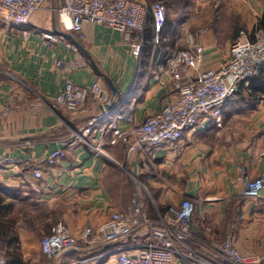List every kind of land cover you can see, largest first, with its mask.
<instances>
[{
  "label": "crops",
  "instance_id": "obj_1",
  "mask_svg": "<svg viewBox=\"0 0 264 264\" xmlns=\"http://www.w3.org/2000/svg\"><path fill=\"white\" fill-rule=\"evenodd\" d=\"M200 1L209 2H196ZM232 3L248 31L264 13L263 0H232ZM59 7L60 0L44 1L30 18L27 40L14 27L0 23V155L23 161L11 171H0V195L3 203L16 207L29 205L50 212L56 210L59 221L79 237L84 227L95 228L106 222L111 213L119 211L110 203L104 177L106 164L123 163L124 152L120 146H103L104 156H97L78 147L65 160L47 168L44 160L54 150L55 141L65 133V126L76 127L99 115L101 110L88 103L71 120L48 105L38 106L37 102L49 104L67 83L90 87L100 81L107 92L106 106L110 111L120 113L132 107L135 121L140 122L174 98L168 97L157 78L171 87V67L166 59L188 48L189 33L181 30V35L176 27L164 40L161 56L157 50L149 58L144 53L139 62L132 57L121 34L84 24L82 40L67 34L79 43L86 58L77 48L74 52L63 42L51 44L38 36L39 31L60 33L56 20ZM210 37L205 35L199 40L204 49L202 70L216 69L228 58L229 49L226 54L220 53L215 38ZM57 62L63 66L57 68ZM92 64L110 79L120 100L114 96L111 101L106 83ZM67 67L71 70L67 71ZM142 164L136 154L126 163L125 171L137 176L149 189L155 203V207L146 208L149 216L155 219L157 212L164 214L168 206L178 208L185 199L194 204L195 234L189 246L204 264H213L209 245L222 241L227 234L232 236L240 254L264 258V190L257 199L241 196V175L250 179L264 175V96L256 102L237 96L225 106L220 127L211 125L205 131L186 133L177 144L155 150L153 177L142 170ZM33 168L43 171L41 179L31 177ZM18 234L23 263L41 258L40 242L34 231L18 226ZM108 250L86 249L78 243L76 250L63 254L53 264H115L114 257L104 256ZM171 264L185 263L174 259Z\"/></svg>",
  "mask_w": 264,
  "mask_h": 264
},
{
  "label": "built area",
  "instance_id": "obj_2",
  "mask_svg": "<svg viewBox=\"0 0 264 264\" xmlns=\"http://www.w3.org/2000/svg\"><path fill=\"white\" fill-rule=\"evenodd\" d=\"M45 0H0V23L14 27L23 40L30 35V18ZM166 9L161 3L147 6L143 0H60L56 20L61 33H71L82 40L84 24L109 28L122 36L135 61L142 60V35L148 25L152 29V45L161 56V30L165 24ZM38 36L51 44L63 42L76 52V47L52 31H39ZM205 31L188 34L185 50H179L166 61L171 67V87L158 77L166 89L169 100L160 111L136 122L132 107L120 113L106 109L107 92L96 81L90 87L66 84L49 104L40 100L38 106L48 105L71 120L88 103L100 108L101 113L84 123L66 127L65 133L55 141L54 150L44 160L47 168L66 159L76 148L83 147L97 156H104L103 146H120L124 161L129 163L134 155L141 157L142 170L153 177V153L165 146L177 144L184 134L205 131L215 125L220 127L221 114L229 102L237 98L239 86L248 88L250 80L264 66V30L240 32L230 45L228 58L216 69L200 68L203 47L199 43ZM153 54V53H152ZM61 62L56 63L61 68ZM71 69L67 67V71ZM171 92V93H170ZM1 118V114H0ZM64 123V122H63ZM98 126V124H100ZM100 141L101 144H97ZM23 161L9 155H0V171L8 172ZM137 188L131 206L125 211L111 213L109 219L93 228L84 227L79 237L68 225L56 223L40 241V252L56 261L76 250L78 243L86 249L108 248L104 256L115 258V264H171L174 259L185 264H204L189 246L194 238V204L185 199L178 208L168 206L164 214L156 213L154 220L146 212L145 195L150 206L155 207L148 190L137 176L128 171ZM43 171L33 168L31 177L39 180ZM241 196L257 199L264 190V175L255 179L241 175ZM141 192L143 195L139 194ZM156 210V209H155ZM211 257L226 264H264V258L240 254L234 247L232 236L209 245ZM0 264H6L0 253Z\"/></svg>",
  "mask_w": 264,
  "mask_h": 264
},
{
  "label": "rangeland",
  "instance_id": "obj_3",
  "mask_svg": "<svg viewBox=\"0 0 264 264\" xmlns=\"http://www.w3.org/2000/svg\"><path fill=\"white\" fill-rule=\"evenodd\" d=\"M172 1H168L169 6H166L167 18L176 23L183 21L182 25L177 26V28H180L179 34L183 35L182 32L184 33V31L189 34L205 31L207 36L215 38L216 48L222 54H226L240 32H253L257 28L256 24L259 21V19H255L253 29L250 31L245 30L240 15H236L237 6L232 3V0H209V2L200 1L198 3L196 2L198 0H180V2L171 5ZM154 3L146 2L147 6ZM248 12L251 13L250 11ZM109 163L112 165L111 172L114 173L109 172L104 177V187L110 203L116 207V210L120 211L135 197L137 190L134 189L135 187L128 180L125 172V161L123 163L110 161ZM139 194L143 195L141 192ZM18 208H24L19 215V228H24L30 232L34 231L39 242L49 234L50 229L56 223L60 222L59 214L56 210L55 212H50L29 205H20ZM0 253L6 263L4 248L0 247ZM53 262V260H49L41 254V258L26 263L53 264Z\"/></svg>",
  "mask_w": 264,
  "mask_h": 264
},
{
  "label": "trees",
  "instance_id": "obj_4",
  "mask_svg": "<svg viewBox=\"0 0 264 264\" xmlns=\"http://www.w3.org/2000/svg\"><path fill=\"white\" fill-rule=\"evenodd\" d=\"M145 1L161 3L162 5H164L166 9L165 24L160 33L161 47H162L165 44L164 40L175 30V28L178 25H181L183 21L176 23V22H173V20H169L167 18L166 6H169L168 1L170 0H145ZM178 2H180V0H175V1L173 0L170 4L173 5ZM256 25H257V28L264 30V13ZM142 38H143L142 55H144L145 53L144 55L145 58H149L152 52L156 51L151 41L152 29L150 25L146 27L142 35ZM237 96H240V97L245 96L246 100L250 102H256L258 100V97L264 96V66L261 68L259 73L250 80L248 88H244L242 84L239 86V91H238ZM106 167H107V171L105 172V176L109 172H111L112 165L110 163H107ZM111 173H114V172H111ZM128 180H130L129 177H128ZM130 184L133 187H135L134 183L131 180H130ZM134 189H136V187ZM142 198L146 204V208L147 206H150L148 203L147 197L142 196ZM132 200L128 203V205H126L122 210H120V212H125L131 206ZM23 209L24 208L16 207L13 203H7V204L3 203V199L0 195V247L4 248L5 250L6 264H24L21 259V252H20V246H19V234H18V224H19V219H20L19 215H20V212H22L21 210ZM149 218L154 220L153 216H149ZM191 243L192 241L189 242V244ZM209 259L213 264H226L225 262H222L212 257H210Z\"/></svg>",
  "mask_w": 264,
  "mask_h": 264
},
{
  "label": "water",
  "instance_id": "obj_5",
  "mask_svg": "<svg viewBox=\"0 0 264 264\" xmlns=\"http://www.w3.org/2000/svg\"><path fill=\"white\" fill-rule=\"evenodd\" d=\"M56 35L63 37L64 39H67L69 41L72 42V44L86 57L88 58L86 52L82 49V47L79 45V43L70 35L67 33H59V32H54ZM89 60V59H88ZM92 68L94 69L95 73L104 80V82L106 83L110 93H111V101L113 100L114 96H117V100H120V95L117 91V89L113 86L112 82L110 81V79L104 75L103 73H101L99 70H97L95 68V66L92 64L91 65ZM106 109H110L109 107H106Z\"/></svg>",
  "mask_w": 264,
  "mask_h": 264
}]
</instances>
